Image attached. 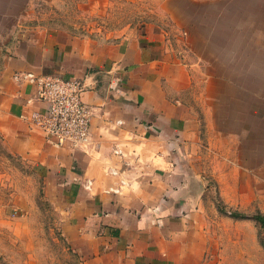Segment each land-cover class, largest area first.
<instances>
[{
    "label": "rangeland",
    "instance_id": "rangeland-1",
    "mask_svg": "<svg viewBox=\"0 0 264 264\" xmlns=\"http://www.w3.org/2000/svg\"><path fill=\"white\" fill-rule=\"evenodd\" d=\"M117 70L132 73L126 83L140 100L195 126L179 148L170 138L146 175L153 194L174 196L148 198V209L180 214L175 264H264L255 217L264 215V0H0V264H127L118 251H87L78 211L58 200L43 153L14 133L21 120L52 147L81 151L27 119L22 74L100 83ZM181 163L183 187L166 183L162 173Z\"/></svg>",
    "mask_w": 264,
    "mask_h": 264
},
{
    "label": "crops",
    "instance_id": "crops-1",
    "mask_svg": "<svg viewBox=\"0 0 264 264\" xmlns=\"http://www.w3.org/2000/svg\"><path fill=\"white\" fill-rule=\"evenodd\" d=\"M131 75L121 70L105 73L102 82L95 80L94 90L84 93L83 100L93 109L91 143L85 151L52 147L42 136L22 131L26 123L21 120L14 133L34 153H43L42 160L59 183L58 200L78 211L74 221L88 241L87 251H118L127 264H175L184 246L179 244V222L173 217L180 214L148 209L146 199L174 196L153 194L157 192L153 178L146 175L161 165L163 152L171 150L170 138L178 140L179 148L189 139L190 126H195L184 115L157 110L152 97L140 100L139 91L126 83ZM173 123L177 131L170 135ZM184 164L173 173L163 172L164 181L175 179L182 186ZM120 179L131 183L129 192L114 188Z\"/></svg>",
    "mask_w": 264,
    "mask_h": 264
},
{
    "label": "built area",
    "instance_id": "built-area-1",
    "mask_svg": "<svg viewBox=\"0 0 264 264\" xmlns=\"http://www.w3.org/2000/svg\"><path fill=\"white\" fill-rule=\"evenodd\" d=\"M22 79L31 85L34 108L27 119L54 143L66 148L87 150L91 143L93 109L84 93L96 88L91 76L69 78L26 72Z\"/></svg>",
    "mask_w": 264,
    "mask_h": 264
},
{
    "label": "trees",
    "instance_id": "trees-1",
    "mask_svg": "<svg viewBox=\"0 0 264 264\" xmlns=\"http://www.w3.org/2000/svg\"><path fill=\"white\" fill-rule=\"evenodd\" d=\"M262 224H264V215L258 214L255 216Z\"/></svg>",
    "mask_w": 264,
    "mask_h": 264
}]
</instances>
